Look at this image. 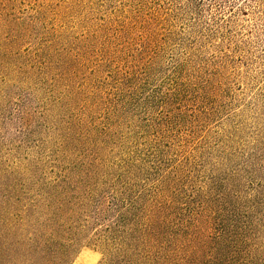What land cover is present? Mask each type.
Returning <instances> with one entry per match:
<instances>
[{"label": "rangeland", "instance_id": "1", "mask_svg": "<svg viewBox=\"0 0 264 264\" xmlns=\"http://www.w3.org/2000/svg\"><path fill=\"white\" fill-rule=\"evenodd\" d=\"M123 194L122 250L152 226L158 264H264V0H0V264L66 227L68 264H101L97 196Z\"/></svg>", "mask_w": 264, "mask_h": 264}, {"label": "trees", "instance_id": "2", "mask_svg": "<svg viewBox=\"0 0 264 264\" xmlns=\"http://www.w3.org/2000/svg\"><path fill=\"white\" fill-rule=\"evenodd\" d=\"M134 89L130 91H125L123 88H121V92L125 97H128V95H133ZM114 108L117 107L116 105L113 106ZM74 189V188H73ZM129 194H123L122 196L114 197V196H103L98 195L95 205V212L97 215H103V219H106L109 221V227L112 229L113 234H118V238H114V243L116 242L118 245L114 248V253H108L104 260H102L101 264H158L157 257L151 252H149L152 248L151 243H156V236L154 228H145L142 230V232L139 233V230L142 227H139L137 229L138 237L133 236V241L138 244L137 248H140L139 252L135 248L132 250L128 247V250H122V247L127 241V233L128 225H130L129 221L131 218H134L136 216V205L134 201H132L131 198H128ZM67 197H62L60 201L61 207L63 205L67 204ZM65 199V200H64ZM87 203H90L88 201ZM91 204H84L82 208H87L89 212ZM94 212V213H95ZM55 217V219H54ZM101 217V216H100ZM62 218L68 220V214H62L61 211H57L56 215L55 212H53V216L51 218V221L55 224H57L58 219ZM97 219V218H96ZM98 220V219H97ZM133 225L136 222H132ZM196 221H193L191 223L192 225H189L188 227H184L183 235L179 233V235L174 239V250H178L181 247L187 250V248L191 247L193 242V233L192 228H195ZM54 224V225H55ZM66 226V225H65ZM67 231L65 230L63 233L58 228L54 229L53 232L49 236H45L43 240H47V244L42 245V243L39 242V237L35 240H29L27 239L26 235H23L21 237V242L19 244V255H21V261H19L16 264H68L70 263V260L72 258V252L71 247L69 246V241H75L73 229H70L68 227ZM197 229V228H195ZM75 230V229H74ZM149 230V231H148ZM147 231L146 238L142 237L143 233ZM190 232V234L186 233ZM120 233V234H119ZM120 235V236H119ZM221 235V234H220ZM222 239V237H221ZM220 240V238H219ZM204 243V242H203ZM202 243V244H203ZM127 244V243H126ZM182 244L181 247H179ZM200 244L199 246H201ZM48 246H54L55 251L49 253L48 252ZM128 246V244H127ZM195 246V244H194ZM206 247L205 245H202L201 247H195V251H199V255L202 257L199 258L195 253L190 252L186 253L184 255H175L178 256L177 260L173 262V264H226L223 261V252L221 250V247H209L208 252L209 254L204 255L203 252L205 251ZM145 248V249H144ZM199 248V249H198ZM151 253V254H150ZM157 253V252H156ZM148 257V258H147ZM164 261L167 263V258H164Z\"/></svg>", "mask_w": 264, "mask_h": 264}]
</instances>
